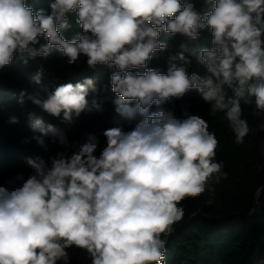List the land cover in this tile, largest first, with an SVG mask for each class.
I'll return each instance as SVG.
<instances>
[{"label": "clouds", "instance_id": "obj_1", "mask_svg": "<svg viewBox=\"0 0 264 264\" xmlns=\"http://www.w3.org/2000/svg\"><path fill=\"white\" fill-rule=\"evenodd\" d=\"M50 8L46 15L26 0H0V68L14 55L25 64L46 57L51 47L62 51L68 64L84 55L90 67L115 66L111 85L120 98L117 110L142 120L128 132L106 129L99 154V139L89 134L70 155L29 159L34 174L18 187H0V264H57L61 259L68 264L65 249L72 245L86 249L92 264H164L161 235L182 220L178 205L203 194L222 165L215 161L218 141L206 120L187 112L177 117L159 106L196 88L204 101H214V113L227 109L236 142H243L249 129L239 100L245 91L264 109V0H214L203 16L181 0H54ZM72 12L85 34L69 41L58 27H69ZM206 26L215 47L201 49L200 59L209 75L189 77L175 65L166 74L147 67L153 53L166 47L158 40L161 30L196 39ZM41 36L47 46L32 47ZM179 59L185 60L182 53ZM138 68L146 70L129 71ZM41 78L42 70L32 77L37 84ZM222 85H235V98L228 103ZM89 89L94 82L85 78L59 85L45 100L28 99L53 116L63 112L70 121L73 112L79 116L87 107ZM25 95L20 93L21 103ZM153 105L159 110L150 112ZM40 130L68 146L55 126Z\"/></svg>", "mask_w": 264, "mask_h": 264}, {"label": "trees", "instance_id": "obj_2", "mask_svg": "<svg viewBox=\"0 0 264 264\" xmlns=\"http://www.w3.org/2000/svg\"><path fill=\"white\" fill-rule=\"evenodd\" d=\"M52 2L54 0H26L34 11L43 10L46 15L51 12ZM181 3H193L202 16L214 7V0H181ZM67 20L68 28L58 27L66 40L72 41L85 34L75 12L69 13ZM198 31V38L191 39L161 30L158 40L166 47L153 53L147 67L166 74L169 67L175 65L184 67L189 77L209 75L200 59V51L215 47L213 36L207 26ZM261 39L264 40V36ZM31 46L39 49L47 46V40L38 37V43ZM181 53L185 60L179 59ZM67 61L62 51L51 47L46 57L29 59L25 64L19 55H14L9 65L0 68V187H18L34 174L29 159L40 157L48 161L58 152L70 155L89 134L98 137L99 154L106 146L103 135L106 129L119 127L128 132L142 120L139 115L128 118L117 110L115 101L120 98L111 85V75L118 71L115 66L97 64L90 67L84 55L74 64ZM41 70V82L37 84L32 77ZM145 70L129 71L143 73ZM85 78L93 80L94 89H89L87 107L79 116L73 112L70 121L64 119L63 112L53 116L28 99L33 96L45 100L59 85L83 82ZM233 87L222 85L225 103L235 98ZM22 91L26 93L23 103L20 102ZM239 102L241 119L247 121L249 129L242 143L236 142L226 118L227 109L214 113V101H204L196 88L159 106L177 117L182 118L187 112L206 120L209 132L214 133L218 141L215 161L222 165L203 194L185 197L178 205L184 210L182 220L172 225L170 234L161 235L165 240L164 264H264V109L257 108L255 97L248 96L246 91ZM159 109L153 105L150 112ZM36 120L42 121L44 127L55 126L66 136L68 146L61 145L52 133L41 132V126H34ZM13 179L15 183L9 184ZM257 204L260 212L252 215ZM65 251L68 264H92V256L86 249L72 245ZM57 264H64V261L58 260Z\"/></svg>", "mask_w": 264, "mask_h": 264}, {"label": "built area", "instance_id": "obj_3", "mask_svg": "<svg viewBox=\"0 0 264 264\" xmlns=\"http://www.w3.org/2000/svg\"><path fill=\"white\" fill-rule=\"evenodd\" d=\"M259 212H260V207H259L258 204H257V208H256V210H254V211L252 212V215L258 214Z\"/></svg>", "mask_w": 264, "mask_h": 264}, {"label": "water", "instance_id": "obj_4", "mask_svg": "<svg viewBox=\"0 0 264 264\" xmlns=\"http://www.w3.org/2000/svg\"><path fill=\"white\" fill-rule=\"evenodd\" d=\"M261 192H259V195H260Z\"/></svg>", "mask_w": 264, "mask_h": 264}]
</instances>
